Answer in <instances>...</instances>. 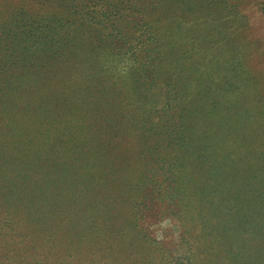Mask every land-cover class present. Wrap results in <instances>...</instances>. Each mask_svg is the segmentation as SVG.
<instances>
[{
	"label": "rangeland",
	"instance_id": "1",
	"mask_svg": "<svg viewBox=\"0 0 264 264\" xmlns=\"http://www.w3.org/2000/svg\"><path fill=\"white\" fill-rule=\"evenodd\" d=\"M43 3L0 0V264H264V0H146L154 62L183 81L189 122L150 121L105 167L91 130L57 135L55 122L59 155L40 149L52 125L26 132L35 96L20 86L72 68L107 81L122 66L107 34L68 45L36 28ZM173 180L187 190L172 194Z\"/></svg>",
	"mask_w": 264,
	"mask_h": 264
},
{
	"label": "trees",
	"instance_id": "2",
	"mask_svg": "<svg viewBox=\"0 0 264 264\" xmlns=\"http://www.w3.org/2000/svg\"><path fill=\"white\" fill-rule=\"evenodd\" d=\"M145 2L146 0H44L39 15H44L42 20L48 21L44 25L40 23L36 28L45 29L48 34L59 33L63 44L66 41L68 45L75 44L74 41L86 29L89 32L94 29V33L107 34L106 45L114 52V56L108 51L106 59L114 60L115 64L122 66L112 72V77L116 79L108 78L107 81H92L87 84L85 78L74 72L77 68H72L56 71L51 76L46 74L34 80L30 86H20L17 89L16 93L24 91L25 94L35 96V101L26 108L30 112L27 134L37 131L32 123L52 125L50 129H46L48 136L46 134L44 137L40 148L42 151L59 155L61 152L58 148L65 141L59 138L57 143L58 136H55L54 131L74 125L79 130L93 131L88 132L85 138L93 146L88 154L93 155L96 160H105V167L106 161L112 159L117 152L115 150L124 142L129 145L127 139L130 136L142 135L140 129L147 128L150 121L153 120L154 124L165 121L163 126L168 125L170 119L174 122L188 121L186 109L190 108L191 101L183 92V81L162 79L158 68L160 63L154 62L160 56L154 53L156 39L148 31L152 24L151 15H146L145 12ZM69 33L71 35L67 36ZM50 42L48 40L45 46L48 47ZM92 49L97 51L94 46ZM162 55L163 58L164 54ZM45 68L43 65V70ZM57 76L60 79L55 82ZM45 89L55 93L47 95L43 92ZM144 105H147L149 114L140 117L138 110ZM52 118L54 121L50 122ZM55 122L58 124L53 131ZM171 124L172 122L168 128ZM128 126L131 129L125 131L124 128ZM41 132H44L43 129ZM182 132L184 133L183 130ZM156 152V148L147 151L148 156L152 154L151 157H155ZM90 167V175L94 177L99 174L98 170L103 169L96 164H91ZM167 170L168 176L164 181L170 179L171 173L173 178L176 177L172 166ZM169 186L173 188L172 194L183 193L188 188V185L176 180L170 181ZM12 210L7 209L9 218L13 215Z\"/></svg>",
	"mask_w": 264,
	"mask_h": 264
}]
</instances>
